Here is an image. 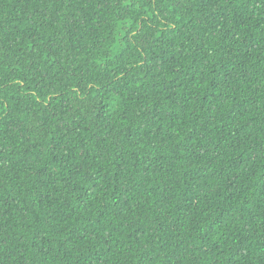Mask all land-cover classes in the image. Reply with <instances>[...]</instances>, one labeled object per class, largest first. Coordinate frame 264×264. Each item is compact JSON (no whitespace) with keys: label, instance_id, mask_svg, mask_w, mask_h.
<instances>
[{"label":"trees","instance_id":"16d2710c","mask_svg":"<svg viewBox=\"0 0 264 264\" xmlns=\"http://www.w3.org/2000/svg\"><path fill=\"white\" fill-rule=\"evenodd\" d=\"M0 264H264V0H0Z\"/></svg>","mask_w":264,"mask_h":264}]
</instances>
